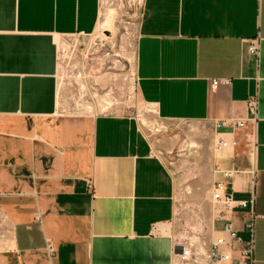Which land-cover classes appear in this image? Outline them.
Here are the masks:
<instances>
[{
  "label": "crops",
  "instance_id": "crops-1",
  "mask_svg": "<svg viewBox=\"0 0 264 264\" xmlns=\"http://www.w3.org/2000/svg\"><path fill=\"white\" fill-rule=\"evenodd\" d=\"M101 4L0 0V264H172L178 179L137 121L55 114L61 41L92 34ZM252 40L257 56L246 49ZM134 77L160 119L237 141L212 157L204 142L201 152L212 161L210 185L216 166L235 168L226 183L234 199L253 193V264H264V0H142ZM250 96L256 119L232 126L249 117ZM245 216L236 209L231 218L244 240Z\"/></svg>",
  "mask_w": 264,
  "mask_h": 264
},
{
  "label": "rangeland",
  "instance_id": "rangeland-1",
  "mask_svg": "<svg viewBox=\"0 0 264 264\" xmlns=\"http://www.w3.org/2000/svg\"><path fill=\"white\" fill-rule=\"evenodd\" d=\"M141 6L142 0H102L92 34L62 39L59 104L80 114L110 113L137 121L154 153L178 179L172 233L181 242L204 235L211 223L208 156L221 151L212 146L209 126L160 119L155 108L138 97L132 77ZM204 142L212 147L208 156L201 152Z\"/></svg>",
  "mask_w": 264,
  "mask_h": 264
},
{
  "label": "built area",
  "instance_id": "built-area-1",
  "mask_svg": "<svg viewBox=\"0 0 264 264\" xmlns=\"http://www.w3.org/2000/svg\"><path fill=\"white\" fill-rule=\"evenodd\" d=\"M247 52L254 56L258 55V43L252 40L247 45ZM60 58V51H58ZM132 82L135 83V77H132ZM220 82H228V80L220 81L219 79L212 80V86H216ZM246 107L249 117L246 120H235L230 124L234 127H243L248 121L256 119L258 108L257 96H250L246 100ZM58 116H79L83 115L77 112L67 111V109L59 107L55 113ZM228 125L227 121H219L215 124L216 127ZM213 146L216 150L234 148L237 146V141L234 138L223 139L217 137L214 140ZM239 171L235 168H220L214 169V179L211 182L208 191V200L211 206V223L204 232L197 238H182V241L176 239V244L173 249L172 264H233L236 261L238 264H253L254 263V245H255V230L254 221L256 214L254 211V195L251 193L249 199L236 200L231 192L227 189V181L232 179ZM252 174V172H251ZM89 191L93 190L91 180L87 181ZM247 208V209H246ZM236 209H245L246 216L241 225V229L248 235L247 239H242L232 223V214ZM40 220V215L35 216ZM217 222L220 226L217 227ZM159 233V227L152 225L150 234L156 235ZM168 233V232H165ZM46 249L49 255L54 252L53 242L46 239Z\"/></svg>",
  "mask_w": 264,
  "mask_h": 264
},
{
  "label": "bare ground",
  "instance_id": "bare-ground-1",
  "mask_svg": "<svg viewBox=\"0 0 264 264\" xmlns=\"http://www.w3.org/2000/svg\"><path fill=\"white\" fill-rule=\"evenodd\" d=\"M102 27L104 28V26L102 25ZM105 29V28H104ZM106 30V29H105ZM107 30H109V29H107ZM110 31V30H109ZM103 36V35H102ZM106 37V36H105ZM253 152V151H252ZM252 154V153H251Z\"/></svg>",
  "mask_w": 264,
  "mask_h": 264
}]
</instances>
